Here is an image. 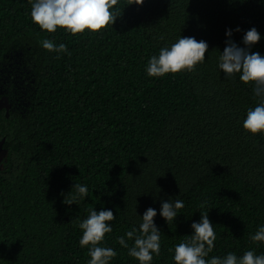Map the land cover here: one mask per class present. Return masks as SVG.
I'll return each mask as SVG.
<instances>
[{"label":"trees","instance_id":"trees-1","mask_svg":"<svg viewBox=\"0 0 264 264\" xmlns=\"http://www.w3.org/2000/svg\"><path fill=\"white\" fill-rule=\"evenodd\" d=\"M117 6L111 26L73 35L39 29L31 0H0V264H86L78 222L93 208L113 211L101 242L117 252L110 264H138L116 237L138 228L148 207L161 232L152 264H175L174 246L201 212L215 226L209 256L264 253L250 239L264 224V136L242 127L258 100L251 83L217 67L226 41L245 47L251 27L261 39L249 51L264 55V0ZM179 36L205 40V62L149 76V57ZM44 38L70 55L43 49ZM75 183L88 195L65 204ZM178 197L185 206L168 224L161 202Z\"/></svg>","mask_w":264,"mask_h":264},{"label":"clouds","instance_id":"clouds-1","mask_svg":"<svg viewBox=\"0 0 264 264\" xmlns=\"http://www.w3.org/2000/svg\"><path fill=\"white\" fill-rule=\"evenodd\" d=\"M143 2L144 0H134L136 4ZM117 4L118 0H31L30 16L39 29L48 33H55L57 29L73 35L85 31L97 33L111 26L120 15ZM231 34L232 30L226 29V36L231 37ZM159 39H163V36ZM260 39L261 33L251 27L242 37L245 47L238 46L231 39L227 40L223 51L217 57V67L227 77L238 74L240 81L252 84V92L258 102L246 110L242 127L251 135L264 136V55L249 51ZM39 43L50 52L68 53L63 42L56 43L52 39L44 38ZM207 50L208 44L205 40L179 36L171 44L160 47L158 54L149 57L146 73L152 77H163L167 73L192 71L205 62ZM88 192L87 184L75 183L64 203L78 204V201L87 197ZM206 203L207 201H202L199 207L203 208ZM184 206V201L179 197L162 201L160 215L170 224L177 217L178 210ZM156 215V209L148 207L142 217L137 215L140 218L138 228L134 225L131 230L116 237L119 245L127 249L128 255L135 258L138 264H152L154 256L159 255L161 232L154 223ZM113 220L114 215L110 208H102L100 211L90 209L87 216L79 220L78 227L82 232L79 244L87 248L90 257L86 264H110L117 255L113 247L101 243L105 240V234L112 233L110 222ZM191 228L192 234L174 246L172 260L175 264H264V253L257 254L252 249L245 250L239 256L234 252H228L225 256H209L217 237L215 226L205 212H201L199 222H192ZM250 239L264 243V224L257 226V230L250 234Z\"/></svg>","mask_w":264,"mask_h":264},{"label":"rangeland","instance_id":"rangeland-1","mask_svg":"<svg viewBox=\"0 0 264 264\" xmlns=\"http://www.w3.org/2000/svg\"><path fill=\"white\" fill-rule=\"evenodd\" d=\"M7 156H8V152L5 149H3L2 145L0 144V166H1L4 158L6 160Z\"/></svg>","mask_w":264,"mask_h":264}]
</instances>
